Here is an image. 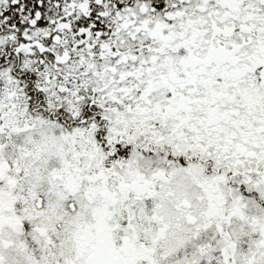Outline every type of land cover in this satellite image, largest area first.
<instances>
[{
  "label": "snow or ice",
  "instance_id": "snow-or-ice-1",
  "mask_svg": "<svg viewBox=\"0 0 264 264\" xmlns=\"http://www.w3.org/2000/svg\"><path fill=\"white\" fill-rule=\"evenodd\" d=\"M0 264H264V0H0Z\"/></svg>",
  "mask_w": 264,
  "mask_h": 264
}]
</instances>
